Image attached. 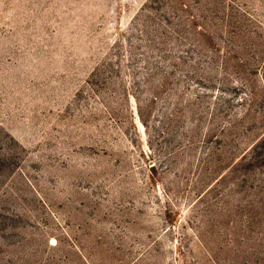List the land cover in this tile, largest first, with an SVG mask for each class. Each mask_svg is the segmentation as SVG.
<instances>
[{"label": "rangeland", "instance_id": "obj_1", "mask_svg": "<svg viewBox=\"0 0 264 264\" xmlns=\"http://www.w3.org/2000/svg\"><path fill=\"white\" fill-rule=\"evenodd\" d=\"M0 264H264V0H0Z\"/></svg>", "mask_w": 264, "mask_h": 264}]
</instances>
